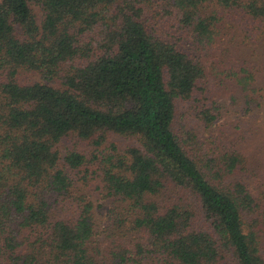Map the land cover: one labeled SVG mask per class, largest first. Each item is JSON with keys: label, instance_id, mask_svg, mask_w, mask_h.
I'll list each match as a JSON object with an SVG mask.
<instances>
[{"label": "trees", "instance_id": "16d2710c", "mask_svg": "<svg viewBox=\"0 0 264 264\" xmlns=\"http://www.w3.org/2000/svg\"><path fill=\"white\" fill-rule=\"evenodd\" d=\"M223 18L263 27L264 0H0V264H264V175L178 119L221 115L205 61Z\"/></svg>", "mask_w": 264, "mask_h": 264}, {"label": "rangeland", "instance_id": "374dc122", "mask_svg": "<svg viewBox=\"0 0 264 264\" xmlns=\"http://www.w3.org/2000/svg\"><path fill=\"white\" fill-rule=\"evenodd\" d=\"M36 13L41 15L39 8L34 6ZM243 19L223 18L220 21L222 34L219 41L215 42L211 51L213 54L206 59V86L208 97L220 109L219 118L206 127L194 111L187 110L184 104L178 109V119L186 129H191L207 143L212 140H222L226 144L234 141L240 142V148L248 153V158L257 169L258 174L264 175V33L262 25L255 22L248 23ZM164 27V24H163ZM259 28V29H258ZM222 58V59H221ZM231 66L238 69L246 66L254 73L255 79L252 82L248 93L238 82L234 74H231ZM254 97L249 102V98ZM250 104V105H248ZM252 104V105H251ZM255 104V105H253ZM259 104V105H257ZM249 107V109H248ZM197 116V117H196ZM111 142L124 148L130 140L115 133L109 135V139L103 145L107 148ZM71 145H76L78 150L86 153L91 158L96 153V145L92 140H80L78 137L71 138ZM101 151V150H100ZM92 163V162H91ZM88 162L90 169L93 165ZM96 165V163H95ZM92 167V168H91ZM94 176V175H93ZM85 187L88 197L94 199L98 209L101 227L109 226L110 215L116 202L111 199L102 198V193L97 189L100 177H90ZM180 189V188H179ZM180 191L176 188H169L166 197L178 199ZM110 228V227H109Z\"/></svg>", "mask_w": 264, "mask_h": 264}]
</instances>
